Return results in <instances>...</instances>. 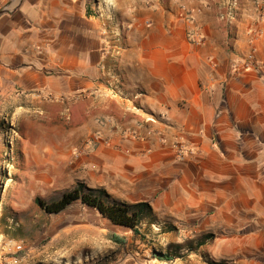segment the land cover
<instances>
[{"label":"crops","instance_id":"0c3cea01","mask_svg":"<svg viewBox=\"0 0 264 264\" xmlns=\"http://www.w3.org/2000/svg\"><path fill=\"white\" fill-rule=\"evenodd\" d=\"M83 2L20 0L0 18L12 99L56 119V158L89 188L148 203L153 228L212 230L192 244L264 264V14L229 40L204 0Z\"/></svg>","mask_w":264,"mask_h":264},{"label":"rangeland","instance_id":"374dc122","mask_svg":"<svg viewBox=\"0 0 264 264\" xmlns=\"http://www.w3.org/2000/svg\"><path fill=\"white\" fill-rule=\"evenodd\" d=\"M19 1L0 0V12ZM82 1L93 7L112 0ZM149 1L169 8L183 0ZM204 1L223 19L229 40L233 29L257 25L244 15L264 14L262 0ZM182 9L185 14L189 10ZM36 106L32 100L12 99V80L0 81V264H238L240 256L227 250L220 255L216 242L203 248L192 244L202 235L216 239L212 230L175 224L173 229L140 228L135 235L81 205L58 216L46 214L36 199L55 200L78 183L88 186V175L56 158L58 136L48 128L57 121L42 119L33 110ZM111 233L126 237L127 245L112 241ZM154 252L174 260L160 261Z\"/></svg>","mask_w":264,"mask_h":264},{"label":"trees","instance_id":"16d2710c","mask_svg":"<svg viewBox=\"0 0 264 264\" xmlns=\"http://www.w3.org/2000/svg\"><path fill=\"white\" fill-rule=\"evenodd\" d=\"M38 206L50 216H58L75 205L96 212L112 227L119 230L140 234V228L146 225L151 230L153 225H158L152 207L148 203L128 204L112 197L105 189H92L83 183H78L72 190L64 192L55 200L36 199ZM110 239L122 246L127 245V238L116 233L110 234ZM206 240L199 241L197 246H204ZM153 257L163 262H169L174 258L167 254L153 253Z\"/></svg>","mask_w":264,"mask_h":264},{"label":"built area","instance_id":"2783aa9c","mask_svg":"<svg viewBox=\"0 0 264 264\" xmlns=\"http://www.w3.org/2000/svg\"><path fill=\"white\" fill-rule=\"evenodd\" d=\"M186 20L189 23V25H191V26L194 25V16L192 15L191 11H189V10L186 11ZM195 40H196V43H201L203 41V37L202 36H197V39H195ZM253 61H254V57L253 56L249 57L247 59V63H246L247 67H249V68L252 67ZM93 140L94 141L98 140V138L95 137ZM179 151L183 152L184 150L181 148V149H179ZM181 159H184V154L181 155Z\"/></svg>","mask_w":264,"mask_h":264},{"label":"water","instance_id":"95a60500","mask_svg":"<svg viewBox=\"0 0 264 264\" xmlns=\"http://www.w3.org/2000/svg\"><path fill=\"white\" fill-rule=\"evenodd\" d=\"M7 12H8L7 10H4V11L0 12V18H1L4 14H6Z\"/></svg>","mask_w":264,"mask_h":264}]
</instances>
